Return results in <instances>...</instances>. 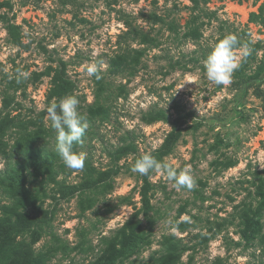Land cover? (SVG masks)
Listing matches in <instances>:
<instances>
[{"label": "rangeland", "instance_id": "rangeland-1", "mask_svg": "<svg viewBox=\"0 0 264 264\" xmlns=\"http://www.w3.org/2000/svg\"><path fill=\"white\" fill-rule=\"evenodd\" d=\"M227 34L251 52L230 85H215L203 62ZM125 55L126 68L110 66ZM92 63L100 79L87 75ZM17 69L29 78L17 83ZM60 72L67 84L48 102ZM68 95L88 121L74 146L82 170L56 155L47 119ZM2 118L0 175L23 158L26 139L52 155L51 171L33 172L24 194L0 185V219L8 206L43 221L35 237L14 231L8 255L29 249L26 264H264V0H0ZM146 153L177 174L188 169L195 187L134 173Z\"/></svg>", "mask_w": 264, "mask_h": 264}, {"label": "clouds", "instance_id": "clouds-1", "mask_svg": "<svg viewBox=\"0 0 264 264\" xmlns=\"http://www.w3.org/2000/svg\"><path fill=\"white\" fill-rule=\"evenodd\" d=\"M237 49H240L239 54ZM251 49L247 44H242L235 34H227L220 38L204 60V72L209 82L215 85H230L233 82V74L239 69L244 59L250 55ZM100 71L97 64L88 65V76H96ZM30 73L21 69L16 70L17 83L27 80ZM11 78V77H10ZM79 100L73 95H68L60 101L51 103L47 109V119L50 128L56 133L55 153L63 165L70 170H82L85 163V155L74 151V146L83 143L84 134L88 128L87 117L78 111ZM134 173L148 175L151 172H160L168 181L173 182L177 190L195 187V180L188 169L177 174L168 164L159 162L153 155L146 153L135 161L131 169Z\"/></svg>", "mask_w": 264, "mask_h": 264}, {"label": "trees", "instance_id": "trees-1", "mask_svg": "<svg viewBox=\"0 0 264 264\" xmlns=\"http://www.w3.org/2000/svg\"><path fill=\"white\" fill-rule=\"evenodd\" d=\"M118 59L119 56L111 61L110 66L113 67V69L119 70L120 68H126L127 62H131V58L126 55L123 58ZM55 80L57 83H55V86L49 91V95L47 97L48 102H50L54 97H59L62 84H67V80L64 79L62 72L59 73ZM4 121V118L0 120V132H2ZM22 143L23 142L21 141V144ZM24 143L28 144L20 148V150L25 153L23 158L21 160H16L15 167H8L6 164L7 166L4 172L0 175V185L3 187L4 193H8V190H12L14 194L22 195L24 194L25 188L28 184V177L31 176L33 172L38 171L41 167H45L51 171V152L45 150L44 146H39L30 140L26 139V142ZM21 203L22 201L19 202V205L22 206ZM3 209L5 217L0 219V246L3 245V247L0 248V259H2L0 264H26L25 258L27 257L29 249L18 250L19 248L17 249L15 247L11 250L12 254L8 255L9 252L6 250L8 247L6 246H9L11 241H14V239L10 238V235L14 231L20 232L27 230L31 231V237H35L37 229L41 228L43 221L25 213L15 212V207L10 209L8 206H3ZM12 215H14V219L11 218ZM138 243V237L132 236V239L127 243V247L130 251L134 250ZM5 257L6 259H4ZM212 264L223 263L217 259Z\"/></svg>", "mask_w": 264, "mask_h": 264}]
</instances>
